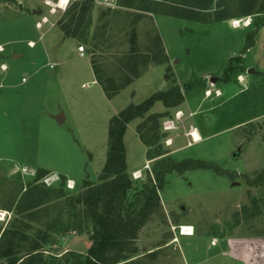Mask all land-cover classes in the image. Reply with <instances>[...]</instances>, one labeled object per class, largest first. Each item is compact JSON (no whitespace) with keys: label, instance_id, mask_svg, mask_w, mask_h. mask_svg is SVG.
<instances>
[{"label":"rangeland","instance_id":"374dc122","mask_svg":"<svg viewBox=\"0 0 264 264\" xmlns=\"http://www.w3.org/2000/svg\"><path fill=\"white\" fill-rule=\"evenodd\" d=\"M58 2L0 0L1 229L20 219L35 235L78 211L82 232L43 246L47 264H72L63 254L87 250L92 224L85 206L71 200L85 181L93 188L107 180L99 175L110 120L174 87L178 105L156 101L126 125L132 186L123 207L142 204L156 161H208L222 173H166L156 206L121 254L128 259L116 264H264V0ZM260 23L256 44L242 50L243 37ZM152 114L157 138L147 146L142 135ZM192 129L200 140H192ZM155 151L160 156L148 159ZM61 187L63 211L52 205Z\"/></svg>","mask_w":264,"mask_h":264},{"label":"trees","instance_id":"16d2710c","mask_svg":"<svg viewBox=\"0 0 264 264\" xmlns=\"http://www.w3.org/2000/svg\"><path fill=\"white\" fill-rule=\"evenodd\" d=\"M262 11H264V7ZM81 17H79L77 25L80 24ZM261 24H256L253 31L246 33L242 50H247L253 45V37ZM61 27L64 31L68 30V32L73 33L66 25ZM240 69H243V67H240ZM97 78L100 81L98 76ZM103 88L109 89V91L111 89L105 85ZM156 101H160L165 108H170L182 101V95L178 88L174 87L166 91L155 92L137 104L130 103L110 120L106 160L99 175L100 180H107L93 188L89 187V183L85 181L86 189L80 196L71 200V204L76 201L85 206L83 213L92 224V230L88 232L91 244L84 253L66 251L63 254L66 261H70L72 264H116L121 260H127L128 258L125 255L121 256V254L127 249L128 240L134 237L136 231L151 213L152 208L156 206L158 201L157 191L161 188L166 173L171 170L181 173L196 168H207L213 170L214 173H222L218 165L208 161L187 160L174 162L171 158L166 159L167 161L163 159L156 161L152 166L153 175L149 178V182H153V184L140 192L142 204L136 209L132 204L127 205L126 208L123 207L132 186V181L126 169L123 134L129 121L142 117ZM166 114V111H164L158 113V115H150L149 120H153V122L149 127H146L145 134L142 135L143 142L147 146L153 142L151 138L156 137L157 116L162 117ZM149 151L148 149L147 152ZM157 156H160L159 151H155L152 156L149 155L148 159ZM110 176L111 178L108 179ZM261 178L264 179V177ZM248 182H253V180ZM66 200H68V197H66L61 187L52 199L53 209L58 207L59 211L65 210L66 206L62 208L61 204ZM67 210L71 211V209ZM78 216L79 212L75 211L74 217L70 219L71 221L68 220L65 223L59 220L57 224H48L49 226L46 229H38L35 235L28 233L31 227L27 222L13 219L3 229L0 227V259H5L3 264H47L43 246L50 244L53 236L65 235L70 230L81 233L84 218L81 216L76 222L74 219ZM134 250H131V252ZM47 258L51 257L48 256Z\"/></svg>","mask_w":264,"mask_h":264},{"label":"crops","instance_id":"0c3cea01","mask_svg":"<svg viewBox=\"0 0 264 264\" xmlns=\"http://www.w3.org/2000/svg\"><path fill=\"white\" fill-rule=\"evenodd\" d=\"M232 21H234V20H231V22ZM231 22H229V26H230V28H232V29H234V27H231L232 25L230 24ZM258 33H259V28L257 29V32L255 33V35H254V37H253V45H255L256 44V42H257V36H258ZM244 38L245 37H243V41H242V43L244 44ZM252 45V46H253ZM251 47V46H250ZM264 47V46H263ZM246 51V50H245ZM233 53V52H232ZM242 56V58H243V60H244V63L247 65V69H249L250 67L249 66H251V65H248L246 62H245V60H246V57L244 56V54H242L241 55ZM48 64H49V62H47V66H48ZM92 68V67H91ZM94 72V71H93ZM160 91V90H159ZM164 107V106H163ZM52 115H56V114H52ZM52 119H53V117L52 116H50ZM63 120H62V122L61 123H63L64 121H65V117L64 116H62L61 117ZM53 120H55V119H53ZM57 122V121H56ZM61 123H58V124H61Z\"/></svg>","mask_w":264,"mask_h":264},{"label":"built area","instance_id":"2783aa9c","mask_svg":"<svg viewBox=\"0 0 264 264\" xmlns=\"http://www.w3.org/2000/svg\"><path fill=\"white\" fill-rule=\"evenodd\" d=\"M234 22H237L236 20L235 21H232L231 22V25H232V27H234V28H236L237 27V24L236 23H234ZM31 45H33V43L32 42H30L29 43V46H31ZM77 52H78V54H79V56L81 57V56H83V54H84V48L82 47V46H79V47H77ZM48 66H49V64H48ZM51 66V65H50ZM2 69H4V68H6L4 65H2V67H1ZM26 81V79L25 78H22L21 79V82L22 83H24ZM164 124H166V123H164ZM165 128V127H164ZM135 178H137L136 176H134ZM180 232L182 233V227L180 228ZM183 234V233H182ZM192 234V231H190V235Z\"/></svg>","mask_w":264,"mask_h":264},{"label":"bare ground","instance_id":"6f19581e","mask_svg":"<svg viewBox=\"0 0 264 264\" xmlns=\"http://www.w3.org/2000/svg\"><path fill=\"white\" fill-rule=\"evenodd\" d=\"M67 2V0H59V5H63ZM234 23H238V22H234ZM190 136L192 137V140L194 141H198L200 140V136H199V133L196 129H192L191 130V133H190ZM0 216H2V212L0 211Z\"/></svg>","mask_w":264,"mask_h":264},{"label":"water","instance_id":"95a60500","mask_svg":"<svg viewBox=\"0 0 264 264\" xmlns=\"http://www.w3.org/2000/svg\"><path fill=\"white\" fill-rule=\"evenodd\" d=\"M247 72H249V73H253L254 72V70H253V68L252 67H250L249 69H247ZM53 117V119H55V121H57V123H61L62 122V114H56V115H53L52 116ZM232 158H235L236 156H237V153L236 152H234V153H232Z\"/></svg>","mask_w":264,"mask_h":264}]
</instances>
